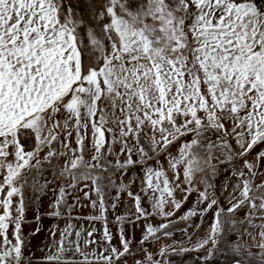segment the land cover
<instances>
[{
  "label": "snow or ice",
  "instance_id": "1",
  "mask_svg": "<svg viewBox=\"0 0 264 264\" xmlns=\"http://www.w3.org/2000/svg\"><path fill=\"white\" fill-rule=\"evenodd\" d=\"M193 252L264 264V0H0V264Z\"/></svg>",
  "mask_w": 264,
  "mask_h": 264
},
{
  "label": "rangeland",
  "instance_id": "2",
  "mask_svg": "<svg viewBox=\"0 0 264 264\" xmlns=\"http://www.w3.org/2000/svg\"><path fill=\"white\" fill-rule=\"evenodd\" d=\"M84 191H87V189H84L83 191H76L75 192V196H79L80 197V202L82 204H87L88 201L84 198ZM195 200V193L192 194V196L189 198V206L191 205V203H193ZM69 202L71 203L72 202V199L70 198L69 199ZM83 212V214L87 215L89 213V209L88 208H84V209H80L79 206L77 207V211L76 212H73V215H77L78 212ZM180 213H177V215H179ZM196 219V218H194ZM197 223H199V220L197 219L196 221ZM82 223L87 226L88 224V221L87 220H83ZM60 226L61 228L63 227V221L60 222ZM182 226V225H181ZM206 226V225H205ZM97 227H99V224L97 223ZM110 228L111 230L115 233L116 231V228L113 226V225H110ZM137 235H139V233H137ZM45 240V237L44 236H39V237H34L33 240H32V244L34 245V251L36 250L35 246H38V245H41ZM36 255L39 256L41 255V253L39 251H36ZM197 253L193 252L191 254H186L183 259L185 261H187V264H192V260L196 257ZM175 259H180L179 257H176Z\"/></svg>",
  "mask_w": 264,
  "mask_h": 264
}]
</instances>
